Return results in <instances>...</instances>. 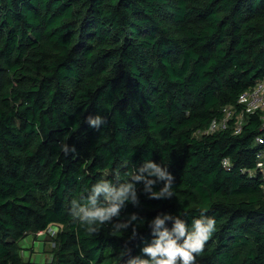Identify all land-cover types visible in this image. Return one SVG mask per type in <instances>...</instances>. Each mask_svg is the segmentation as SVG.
Listing matches in <instances>:
<instances>
[{
    "label": "trees",
    "instance_id": "1",
    "mask_svg": "<svg viewBox=\"0 0 264 264\" xmlns=\"http://www.w3.org/2000/svg\"><path fill=\"white\" fill-rule=\"evenodd\" d=\"M263 76L264 0H0V264H128L156 215L202 211L216 231L196 264H264L259 115L205 132ZM144 159L168 165L175 195L137 184L139 205L113 220L136 213L134 238L73 219L90 186ZM51 224V260H23L18 242Z\"/></svg>",
    "mask_w": 264,
    "mask_h": 264
},
{
    "label": "clouds",
    "instance_id": "2",
    "mask_svg": "<svg viewBox=\"0 0 264 264\" xmlns=\"http://www.w3.org/2000/svg\"><path fill=\"white\" fill-rule=\"evenodd\" d=\"M87 122L89 127L99 129L105 121L97 114L90 115ZM60 147L65 155L76 150L67 143ZM174 181L166 163L144 159L142 164L134 165L127 179L114 174L112 179L105 178L90 186L79 200L72 202L71 216L89 233H97L108 224L120 233L132 226L134 238L136 226L144 223L136 213L122 222L113 223V220L121 215L127 204L139 205L137 184H143V191L149 198L171 199L175 195ZM156 185H160L158 190ZM167 222H171V228ZM148 225L153 238L142 248L146 258L135 257L128 264H196L197 257L216 231L215 219L203 211L199 217L192 219L164 212L151 219Z\"/></svg>",
    "mask_w": 264,
    "mask_h": 264
},
{
    "label": "built area",
    "instance_id": "3",
    "mask_svg": "<svg viewBox=\"0 0 264 264\" xmlns=\"http://www.w3.org/2000/svg\"><path fill=\"white\" fill-rule=\"evenodd\" d=\"M258 113L261 121V127L264 128V76L258 79L253 86L246 89L237 97L236 105H226L222 108V116L213 119L206 133H213L219 130L230 129L233 134L239 133L245 121L247 114ZM262 147L256 153L255 168L250 171H256L261 175V192L264 196V139L261 136L255 138ZM228 161L222 160V165L227 166ZM42 233V231H38Z\"/></svg>",
    "mask_w": 264,
    "mask_h": 264
},
{
    "label": "rangeland",
    "instance_id": "4",
    "mask_svg": "<svg viewBox=\"0 0 264 264\" xmlns=\"http://www.w3.org/2000/svg\"><path fill=\"white\" fill-rule=\"evenodd\" d=\"M59 228V225L51 224L42 233L29 232L18 242L21 258L32 262L50 261Z\"/></svg>",
    "mask_w": 264,
    "mask_h": 264
}]
</instances>
